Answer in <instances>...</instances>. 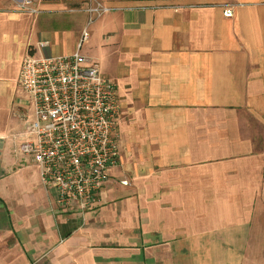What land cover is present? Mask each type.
Listing matches in <instances>:
<instances>
[{"label":"crops","instance_id":"obj_1","mask_svg":"<svg viewBox=\"0 0 264 264\" xmlns=\"http://www.w3.org/2000/svg\"><path fill=\"white\" fill-rule=\"evenodd\" d=\"M66 1L0 0V264H264V0L57 15ZM85 29L117 86L121 160L82 211L18 149L33 119L18 79L39 42L71 54Z\"/></svg>","mask_w":264,"mask_h":264},{"label":"built area","instance_id":"obj_2","mask_svg":"<svg viewBox=\"0 0 264 264\" xmlns=\"http://www.w3.org/2000/svg\"><path fill=\"white\" fill-rule=\"evenodd\" d=\"M30 4L21 7L29 9ZM108 10L102 7L99 13ZM224 15L232 17L233 8H226ZM87 37L85 29L78 49L66 55L45 54L47 43L39 42L38 53L24 56L18 79L33 105L27 126L32 138L20 151L33 156L43 185L55 191L57 203L67 210L96 205L121 160L117 86L81 53Z\"/></svg>","mask_w":264,"mask_h":264},{"label":"rangeland","instance_id":"obj_3","mask_svg":"<svg viewBox=\"0 0 264 264\" xmlns=\"http://www.w3.org/2000/svg\"><path fill=\"white\" fill-rule=\"evenodd\" d=\"M138 1H145V2H154L157 4H207V3H214V2H219L221 0H138ZM103 1L102 0H76V1H66L63 2V4L65 5V8L63 9V11L61 12H57L58 14H61V16H69L73 13H77L79 15L81 14H89V15H96L98 14L100 11V9L103 7ZM95 8L96 11L91 12L90 10ZM99 9V10H97ZM88 30V29H86ZM89 32V30H88ZM89 36V35H88ZM87 43V42H86ZM86 45V44H85ZM84 45L83 49L80 51L83 55H86V46ZM78 49V48H77ZM88 55H86L87 57ZM89 57V56H88ZM91 58V57H90ZM89 61H93L92 59ZM94 62H96V60H94ZM98 62V61H97ZM100 66V65H99ZM18 128L16 127L15 130H17ZM22 144V142L19 143L18 149L20 148V145ZM17 148V147H16Z\"/></svg>","mask_w":264,"mask_h":264}]
</instances>
